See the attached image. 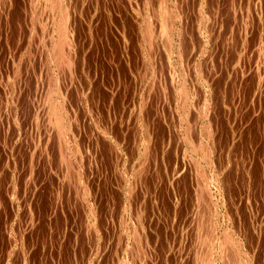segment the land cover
Masks as SVG:
<instances>
[{
	"label": "rangeland",
	"instance_id": "obj_1",
	"mask_svg": "<svg viewBox=\"0 0 264 264\" xmlns=\"http://www.w3.org/2000/svg\"><path fill=\"white\" fill-rule=\"evenodd\" d=\"M0 264H264V0H0Z\"/></svg>",
	"mask_w": 264,
	"mask_h": 264
},
{
	"label": "bare ground",
	"instance_id": "obj_2",
	"mask_svg": "<svg viewBox=\"0 0 264 264\" xmlns=\"http://www.w3.org/2000/svg\"><path fill=\"white\" fill-rule=\"evenodd\" d=\"M53 2V1H52ZM54 2H57V1H54ZM58 4V3H57ZM53 5V7H54V3L52 4ZM56 5V4H55ZM56 8V7H55ZM60 9V8H59ZM167 9V8H166ZM61 12V11H60ZM164 13V12H163ZM62 16V15H61ZM176 18V17H175ZM60 19V18H59ZM63 19V18H62ZM172 19V18H171ZM62 21V20H61ZM64 22V21H63ZM66 22V21H65ZM60 25H62V24H60ZM62 27V26H61ZM62 30H64V26H63V29ZM60 31H61V29H60ZM61 33V32H60ZM64 34V33H63ZM68 34V33H67ZM153 34V33H152ZM62 35V34H61ZM63 37V36H62ZM58 39H60V36H59V38ZM65 39V38H64ZM58 42V41H57ZM60 44H57V45H61V42H59ZM174 46V45H173ZM55 47H56V45H55ZM58 48L60 47V46H57ZM57 47H56V49H57ZM64 47H61V49L59 48V49H57L58 50V54L57 53H55L56 55H59V56H61L63 59L65 58V56L63 55V51L64 50H62ZM55 50V49H54ZM53 50V51H54ZM57 50H55V51H57ZM58 56V57H59ZM56 59H57V56H56ZM68 59V57L66 58V60ZM58 60V59H57ZM60 61H61V59H60ZM59 62V61H58ZM69 63H70V61H69ZM62 66H63V64H62ZM60 69V68H59ZM57 80V79H56ZM57 110V109H56ZM51 111V110H50ZM55 113V112H54ZM58 115V114H57ZM55 119V118H54ZM56 121V120H55ZM56 130V129H55ZM194 130V129H193ZM59 131V130H58ZM144 132V131H143ZM195 133V132H194ZM199 139V138H198ZM191 140V139H190ZM196 143V142H195ZM201 143V142H200ZM199 143V144H200ZM197 145V144H196ZM199 146V145H198ZM199 148V147H198ZM201 148V147H200ZM205 149V148H204ZM200 153V152H199ZM67 161V160H66ZM144 172V171H143ZM222 203V202H221ZM203 214V213H202ZM204 215V214H203ZM206 217V216H205ZM233 232V231H232ZM225 241V240H224ZM229 241V240H228ZM213 242V241H212ZM227 242V241H226ZM237 243V242H236ZM213 246V245H212ZM139 247V246H138ZM208 249V248H207ZM207 261V260H206Z\"/></svg>",
	"mask_w": 264,
	"mask_h": 264
}]
</instances>
